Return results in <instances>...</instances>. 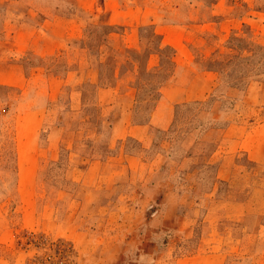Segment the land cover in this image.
<instances>
[{"label": "rangeland", "instance_id": "rangeland-1", "mask_svg": "<svg viewBox=\"0 0 264 264\" xmlns=\"http://www.w3.org/2000/svg\"><path fill=\"white\" fill-rule=\"evenodd\" d=\"M0 264H264V0H0Z\"/></svg>", "mask_w": 264, "mask_h": 264}, {"label": "crops", "instance_id": "crops-1", "mask_svg": "<svg viewBox=\"0 0 264 264\" xmlns=\"http://www.w3.org/2000/svg\"><path fill=\"white\" fill-rule=\"evenodd\" d=\"M162 49V46L160 44V50ZM152 56V55H149ZM158 56V55H156ZM131 76L128 77L127 76H119L117 73H115V80H114V84L113 86H109V87H104V88H96V90H94V85L92 84V92L93 95L95 96L96 100H100L103 101V109L107 108L110 109L111 105L113 104V102L118 100V94L119 91L121 90V88H128L130 91H137L139 89H137V87H130L128 86L129 84H132L130 82L135 81L137 76H138V71L137 68H135V70L133 72H130ZM204 77V76H208V73L206 72H200L199 74L195 75V78L198 77ZM95 85L98 82V74H97V78L95 80ZM162 90V89H161ZM110 91H114V92H110ZM190 90L186 91L185 97L183 102L181 103H185V102H189L191 100L193 101H198L200 100L199 98H197L198 96L195 95L193 96L192 94H190ZM117 95V99L112 100L111 99V95ZM161 101L166 102V100L163 98L161 99ZM176 104V103H174ZM179 104V102L177 103V105ZM97 105V104H96ZM169 123H161L159 122L157 124V122H153V119H148V121H144V122H132V123H124L123 120L117 118L115 119V121L111 122L110 125V133H111V137L113 139V141H117V140H121L125 137H130L133 139H136L141 145L145 144L148 140V134H149V129L152 126H157L159 127L161 130L167 129Z\"/></svg>", "mask_w": 264, "mask_h": 264}, {"label": "trees", "instance_id": "trees-1", "mask_svg": "<svg viewBox=\"0 0 264 264\" xmlns=\"http://www.w3.org/2000/svg\"><path fill=\"white\" fill-rule=\"evenodd\" d=\"M160 42L158 43V45H157V53H156V55H158V57H160L161 58V50H160ZM151 53H149V55H150ZM162 59V58H161ZM171 62V66H172V70L170 71V72H173V69H174V62H173V60H172V58H171V60H170ZM117 64V63H116ZM109 66V65H108ZM100 68H105V66H103V64L101 65L100 64V66H99V69ZM147 64H146V66L144 67V71H147ZM116 67H112V69L110 70V75L109 76H104L101 72H100V70H99V72H98V82H97V84L96 85H94V90H96V88H104V87H109V86H111L112 85V83L114 82V80H115V73H116ZM139 73H138V76H137V78H136V80H137V82L138 81H142V79H141V77H142V71L141 70H139L138 71ZM209 72H211V71H209ZM147 74L148 75H150V81H155L156 79H159V77H160V74H159V72L156 70V69H153V70H151L150 72H147ZM165 82V81H164ZM139 84V83H138ZM161 84V85H160ZM162 84H163V81L162 82H160L159 83V88L157 89V91H159L160 90V88H162ZM137 88H140V87H137Z\"/></svg>", "mask_w": 264, "mask_h": 264}]
</instances>
